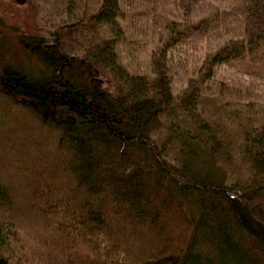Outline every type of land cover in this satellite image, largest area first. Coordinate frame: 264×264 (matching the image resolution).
Masks as SVG:
<instances>
[{
	"label": "trees",
	"instance_id": "1",
	"mask_svg": "<svg viewBox=\"0 0 264 264\" xmlns=\"http://www.w3.org/2000/svg\"><path fill=\"white\" fill-rule=\"evenodd\" d=\"M168 2L149 72L129 71L123 18ZM182 2L67 0L48 35L13 37L35 71L0 49V264H264V82L219 78L246 61L264 81V0H236L174 95L169 57L209 26Z\"/></svg>",
	"mask_w": 264,
	"mask_h": 264
},
{
	"label": "rangeland",
	"instance_id": "2",
	"mask_svg": "<svg viewBox=\"0 0 264 264\" xmlns=\"http://www.w3.org/2000/svg\"><path fill=\"white\" fill-rule=\"evenodd\" d=\"M67 0H0V23L3 24V38L0 49L7 60L12 64H19L25 69L38 68L34 59H29L14 44V35H48L52 28L61 24L65 16ZM163 8L155 5L157 11L153 16L154 24L144 23L142 26L134 19L123 18L121 27L126 31L125 38L118 44L119 61L129 71L136 73L149 72V58L155 49L160 35V24L173 15L175 2H168ZM236 0H185L181 8L188 12L192 20L205 19L209 23L205 36L201 39L193 38L180 45L169 57L168 74L171 79V90L177 95L185 85L186 79L195 71L197 59L200 54L210 51L223 42L224 31H237L241 23L237 18L235 9ZM187 9H184L186 8ZM142 10V9H141ZM144 10V9H143ZM166 13H172L167 14ZM131 15L130 11L127 16ZM151 12L148 16L151 19ZM240 15V14H239ZM236 16V17H235ZM130 18V17H129ZM168 22V21H167ZM142 29L139 32L138 29ZM241 29V28H240ZM18 32V33H16ZM20 50V51H18ZM246 61L234 67L224 66L219 78H226L230 85H238L242 90L249 84L263 83L260 76L252 77L245 69ZM210 89H205L206 95H217V85L213 82ZM260 91V87H258ZM7 126V125H5ZM1 149V148H0ZM0 157H6L0 153Z\"/></svg>",
	"mask_w": 264,
	"mask_h": 264
}]
</instances>
